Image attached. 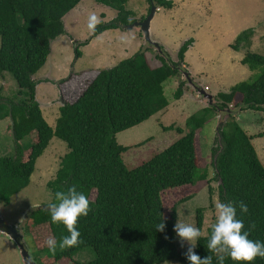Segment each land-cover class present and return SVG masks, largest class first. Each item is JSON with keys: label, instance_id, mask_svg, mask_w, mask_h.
<instances>
[{"label": "trees", "instance_id": "1", "mask_svg": "<svg viewBox=\"0 0 264 264\" xmlns=\"http://www.w3.org/2000/svg\"><path fill=\"white\" fill-rule=\"evenodd\" d=\"M83 1L0 0V76L10 73L20 90L17 104L0 96L3 101L0 102V120L10 118L15 135V153L0 158V204L9 205L12 198L28 186L37 160L52 139L58 138L67 144L69 152L61 161L56 180L48 183L54 194L51 203L56 202V191H66L75 184L78 191L89 198L92 210L77 223L83 243L63 250L57 247L55 254L42 246L39 253H49L50 259L38 260V263L46 264L52 259L74 264H164L172 260L189 264L187 251L179 249L173 230L177 212L166 219L162 193L209 182L208 171L198 165L195 140L197 131L204 128L216 110L224 111L236 95H241L242 101L238 104L241 111L264 113V55L248 52L242 64L254 73L251 78L234 86L230 93L217 95L220 105L193 114L186 121V133L182 128L176 129L183 135L181 138L139 166L130 168L123 156L129 148L118 144L117 135L166 110L169 102L163 89L170 79L178 77L180 65L170 63L169 53L164 50L157 55L161 65L152 67L146 54L151 49L148 47L110 69L76 73L74 78L84 79L87 88L76 102L60 108L53 129L36 100L37 82L33 76L46 64L51 43L66 34L64 18ZM93 1L115 10L117 18L108 24L100 22L91 40L108 30L133 23L129 16L134 13L127 9L129 0ZM155 2L165 9L173 8L171 0ZM253 33V29L242 33L233 49L239 51L242 44L249 43ZM192 41L180 48V63H185ZM76 57H81L79 47ZM70 82L71 79L64 81L67 86ZM184 86L181 82L175 98L183 96ZM29 137L31 140L27 142ZM219 137L221 145L212 153L216 178L220 182L219 201L235 202L237 218L244 221L249 239L264 242V164L254 148L253 137L232 115L221 126ZM27 151L31 152L26 160ZM92 195H95L94 200ZM240 201L248 206L245 215L240 213ZM28 217L24 234L33 235L37 245L43 232L45 239L52 236L58 242L68 235L63 224L51 222L47 207L33 209ZM162 220L165 230L156 231V225ZM196 222L202 232L203 209L197 211ZM211 230L208 229L207 237L201 236L195 248L202 259L211 254L206 249ZM84 251L90 252L92 259L76 262L75 256ZM213 264H217L215 256ZM225 264L235 262L226 257ZM252 264H264V259L257 257Z\"/></svg>", "mask_w": 264, "mask_h": 264}, {"label": "rangeland", "instance_id": "2", "mask_svg": "<svg viewBox=\"0 0 264 264\" xmlns=\"http://www.w3.org/2000/svg\"><path fill=\"white\" fill-rule=\"evenodd\" d=\"M171 1L173 8L169 10L158 5L155 0L150 2L129 0L127 9L134 13L129 16L133 23L121 29L108 30L92 40L90 38L93 32L87 27L89 16L94 13L101 22L108 24L117 18V12L93 0H84L74 8L64 18L66 34L59 37L51 46L48 64L37 74V77L50 74L52 78H59L60 82L58 85L57 81L49 84L40 83L37 86L36 99L43 105L41 110L45 120L54 127L60 115V108L66 103L76 102L86 90V81L75 79L73 75L76 73L110 69L131 58L142 48L148 47L151 48L146 53L150 65L152 67L161 65L157 59L158 49L146 41L144 36V24L153 5L159 9L150 22L152 41L159 44L161 53L164 50L168 51L167 58L170 63L180 65L178 67L180 74L177 78L170 79L164 86L163 93L169 102L166 110L117 135L118 144L129 148L123 156L130 168L139 166L155 153L168 148L183 136L178 133L177 128H182L186 133V121L193 114L208 107H217L221 103L217 95L230 93L234 86L252 77L254 73L242 64V60L248 52L264 55L263 0ZM251 29L254 33L249 36V43L242 44L239 51L233 49L239 36ZM89 39V43L78 46L81 57L77 58V44ZM191 41L193 44L185 55V63H180L178 52L184 43ZM66 79H71L69 86L65 84L67 82L64 83ZM42 81L46 82L45 78ZM181 82H184L185 92L177 99L174 93ZM203 90L212 95V98L208 99L201 95L200 92ZM19 95L20 90L14 77L10 73L0 76V96L3 100L15 101L17 104ZM241 101L242 96L236 95L228 108L224 111L216 110L204 128L197 131L195 144L198 165L208 171L209 182L162 193L166 219H170L176 210L177 220L197 227V211L204 210L202 230L204 237L208 236V229L215 223L214 204L219 200L220 182L216 178L212 153L213 149L221 145L219 137L221 126L232 115L249 136L264 132V113L241 111L238 106ZM12 123L10 118L0 120V158L10 157L15 153ZM33 137L37 140L36 132L33 133ZM254 138L252 143L260 156L261 149L264 151V135ZM30 140L31 137L27 142ZM30 152H25L26 160ZM68 152L67 144L54 138L37 160L35 172L28 186L15 195L9 205L0 204V216L22 235L16 242L0 233V264H25L20 245L29 252L35 264H40L38 260L50 259L49 253H39L40 249L47 246L44 232L40 233L38 245L35 243L36 240H33V235L27 237L28 234L24 232L28 228L30 211L38 207L46 208L53 201L54 194L48 183L56 180L61 161ZM261 162L264 164V155ZM91 199L94 200L95 195H92ZM177 245L182 251H187L189 247L187 242L181 247L178 237ZM36 255L38 256L35 258ZM91 259L92 254L86 251L75 256L76 262ZM46 264L74 263L67 260L54 262L51 259ZM164 264L179 262L172 260Z\"/></svg>", "mask_w": 264, "mask_h": 264}, {"label": "clouds", "instance_id": "3", "mask_svg": "<svg viewBox=\"0 0 264 264\" xmlns=\"http://www.w3.org/2000/svg\"><path fill=\"white\" fill-rule=\"evenodd\" d=\"M100 22L97 15L91 14L87 24L89 31L95 32ZM55 201L47 206L51 222L63 224L68 235L62 236L59 242L55 237L47 238L45 243L53 254L57 247L63 250L83 243L77 223L80 217H87L92 210L89 198L82 191H78V186L75 184L66 191H56ZM238 206L241 215L248 213V206L243 201H240ZM214 208L215 223L211 225L212 230L206 247L211 254L203 259L195 252L196 245L202 236L201 230L179 219L174 225L173 230L181 242V247L185 242L189 245L185 253L189 264H213V256L216 257L217 264H225L226 257L235 264H252L257 257L264 259V242L249 239V232L244 231V221L237 218L235 202L224 203L217 200ZM164 230L165 222L162 220L156 225V231Z\"/></svg>", "mask_w": 264, "mask_h": 264}, {"label": "water", "instance_id": "4", "mask_svg": "<svg viewBox=\"0 0 264 264\" xmlns=\"http://www.w3.org/2000/svg\"><path fill=\"white\" fill-rule=\"evenodd\" d=\"M158 9H159V7H157L155 5L152 6L151 13L147 17V20L145 21L146 23L144 24V32H145L144 36H145V40L148 41L149 43H152L154 46H156L158 51L161 53L162 50H160L159 44L156 41H152V36H151L150 30H149L150 22L154 19ZM93 34H94V32H93ZM93 34H92V36H93ZM85 42L86 41H81V43H85ZM81 43L77 44V48H78L79 44H81ZM200 93H201V95H204L208 99L212 98V95L206 93V91H204V90L201 91ZM0 233L9 236L12 240H14L16 242H18L22 236L19 233L18 229H16L13 226L8 225L1 216H0ZM20 247L22 250V256H23V259L25 261V264H35V262L31 259L29 252L24 248V246L20 245Z\"/></svg>", "mask_w": 264, "mask_h": 264}, {"label": "crops", "instance_id": "5", "mask_svg": "<svg viewBox=\"0 0 264 264\" xmlns=\"http://www.w3.org/2000/svg\"><path fill=\"white\" fill-rule=\"evenodd\" d=\"M58 39V38H57ZM57 39L56 40H54L52 43H51V46H53V44L57 41ZM48 61L49 60H47V62H46V64L43 66V68L48 64ZM39 73V72H38ZM37 73V74H38ZM37 74L35 75V76H33V79L37 82V86H39L40 85V83H45V84H49L50 82H57L58 80H59V78H52V77H50V74H45L44 75V77H42V76H39V77H37ZM45 78V80H46V82H44V81H42L43 79ZM60 82L58 81V83H57V85L59 84ZM36 91H37V87H36ZM36 96H37V93H36ZM37 100V99H36ZM38 101V100H37ZM38 103H39V105H40V109H42L43 108V105L38 101ZM42 111V110H41ZM59 112H60V110H59ZM49 113V112H48ZM43 114V113H42ZM160 114V113H159ZM51 116V115H50ZM60 116V115H59ZM44 117V116H43ZM45 119V118H44ZM47 122V121H46ZM48 123V122H47ZM49 124V123H48ZM57 124V123H56ZM49 126L50 127H52L50 124H49ZM55 127H56V125L54 126V127H52L53 129H55ZM261 133H264V132H260V133H257V135L256 136H253V134L252 135H250L251 137H255V138H257V137H260V136H258L259 134H261ZM249 135V134H248ZM254 138V139H255ZM54 139V138H53ZM53 139H52V141H53ZM51 143V142H50ZM50 145V144H49ZM52 147H53V145H52ZM262 153V154H261ZM258 154V153H257ZM259 154H260V156H259V158H260V160H261V157H262V155H264V151L261 149V151L259 152Z\"/></svg>", "mask_w": 264, "mask_h": 264}]
</instances>
